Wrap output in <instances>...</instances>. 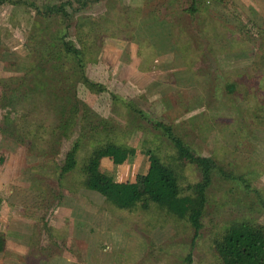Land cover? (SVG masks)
Returning a JSON list of instances; mask_svg holds the SVG:
<instances>
[{"label": "rangeland", "instance_id": "374dc122", "mask_svg": "<svg viewBox=\"0 0 264 264\" xmlns=\"http://www.w3.org/2000/svg\"><path fill=\"white\" fill-rule=\"evenodd\" d=\"M12 1L16 3L0 5V78L19 76L30 66L25 45H29L27 36L35 15L29 5L19 1L39 5L63 0ZM168 1L169 7L165 6L167 0H138L143 4V17L138 22L133 7L125 12L132 21L119 12L128 0L112 3L109 16L116 24L108 33L128 40L135 29L134 38L139 40L141 50L137 57L127 53L118 58L117 70L122 65L118 81L124 82L121 85L111 84L104 77L103 82L95 79L96 74L87 69L96 65L98 56L84 66V76L95 81L94 87L87 88L76 76L75 98L89 109L88 122L101 121L102 125L88 138L91 142L84 140L75 153L72 170L60 173L64 153L78 135V126L68 139H61L55 155L27 153L23 146L24 151L19 149L14 154L18 170L13 173L22 188L14 190L13 195L23 201L25 217L35 221L34 231L28 229L25 235L35 234L29 236L31 243L41 240L57 244L44 250L49 255L64 252L79 264H217L211 240L228 221L249 218L264 226V74L248 84L251 64L258 54V33L264 27V0L257 13L246 7V0H223L205 2L194 14L182 12L190 0ZM106 2L90 4L83 13L98 17L105 11ZM163 19L171 23V34L167 29L164 39L169 48L141 37L149 22L154 21L160 29L156 23L160 25ZM128 68L145 72L147 81L138 88L133 86L141 76L136 72L137 78L126 83ZM70 74L68 60L57 61L54 75L69 79ZM254 92L256 95H252ZM8 112L0 108V119ZM158 122L170 125L196 155L213 158L223 171L241 176L248 186L246 190L239 180L213 174L195 237L184 221L160 213L156 207L145 212L138 208L117 211L97 191L81 185L93 139L101 141L104 135H110L127 151L120 163L101 159L99 173L114 183L138 186L148 166L145 148L161 160L172 153L170 143L154 125ZM181 171L183 183L198 178L190 165L185 164ZM50 222L61 223L62 228L55 229ZM64 244L70 248L66 250Z\"/></svg>", "mask_w": 264, "mask_h": 264}, {"label": "trees", "instance_id": "16d2710c", "mask_svg": "<svg viewBox=\"0 0 264 264\" xmlns=\"http://www.w3.org/2000/svg\"><path fill=\"white\" fill-rule=\"evenodd\" d=\"M98 1L63 0L39 5L19 1L29 5L35 15L27 36L29 45H25L30 66L19 76L0 78V108L10 111L1 116L0 135L23 146L25 152L55 155L61 139H68L78 126V135L64 153L60 173L74 168L75 153L84 145V140L91 142L92 139L88 138L97 132L98 125H102L101 121L96 124L88 122L89 109L75 98L73 89L77 75L87 88L95 86L84 76V66L98 56L105 36L114 37V32H108L111 31L110 26L116 24L109 16L112 15L110 10L115 0H106V9L98 17L83 13L86 6ZM210 1L223 2L190 0L182 12L194 14L199 12L200 6ZM4 2L16 3L0 0V5ZM126 10L128 8L124 6L119 8L123 18L132 21L125 15ZM126 24L124 21L123 25ZM258 43V54L253 59L251 75L248 76L249 86L251 81L264 74V27L258 33ZM65 60H68L70 78H57L54 75L55 65L57 61ZM232 87V84L228 86L230 91ZM96 88L102 89L98 85ZM136 112L140 114L138 110ZM154 125L161 129V135L170 143L172 153L161 160L151 149L145 148L143 154L148 158V166L138 186L114 183L109 176L104 177L99 173L101 159L120 163L127 151L110 135H104L101 141L93 139L94 144L87 152L83 166L81 185L97 191L117 211L138 208L145 212L149 207H156L160 213L184 221L195 237L201 227L206 190L211 184L212 175L239 180L248 190L246 180L230 171H223L213 158L196 155L170 125L160 122ZM185 164L197 171V180L183 183L181 170ZM100 181L103 183L100 184ZM158 217L159 214L156 219ZM147 219L154 221L155 218ZM3 246L4 238L0 234V251ZM211 248L217 264H264V226L249 218L232 219L213 236ZM185 260L189 263V256Z\"/></svg>", "mask_w": 264, "mask_h": 264}, {"label": "crops", "instance_id": "0c3cea01", "mask_svg": "<svg viewBox=\"0 0 264 264\" xmlns=\"http://www.w3.org/2000/svg\"><path fill=\"white\" fill-rule=\"evenodd\" d=\"M262 1L263 0H246L245 4L247 5L246 7L248 9H254L255 13H257L258 10L263 6L262 3H260ZM168 2L169 1L167 0V2L165 3V6L167 5V7H169L170 5V2ZM97 3H100V0ZM142 5L143 4L139 3L138 0H128V3L126 2L124 7H133L137 10L135 21L138 22V20L143 17V10L140 9ZM153 24H155L154 21L153 23L152 21L149 22L146 34L141 35V37H146V39L151 42H154L153 40H155L158 42V45L163 46L164 44H166L169 48V44L166 43L164 39L166 37L167 29V33L171 34V23H168V20L166 19H163L160 25L157 22L156 25L159 26L160 29H157V27H155ZM134 32L135 29L132 30L128 40L118 39V37H110L107 38V41H105L106 39L102 41L103 43H101V47L98 52L96 65H90L87 67L88 70L90 68L92 73L96 74L95 79H99L103 82L102 78L104 77L105 80H109L111 84L121 85L124 83H120L118 81V73L121 72L122 65L120 69L117 70L116 64L118 63L117 60L120 56H125L128 53L129 57L131 58L137 57L138 51L141 50V48H139V46L137 45V41L139 40L136 39L137 37L134 38ZM154 33L157 34V39H154ZM131 38L134 39L135 43H132L133 39ZM109 66H111L110 69ZM106 67L109 69V72L111 74L109 78ZM126 72V83L137 78L136 75H134L136 72L141 74V76L137 78L139 80H137L133 84V86L137 88L138 86H141L144 81H147L148 76L143 71L128 68L126 69ZM133 76L134 78H132ZM144 77L146 80L144 79ZM88 78H90V76H88ZM141 79L143 80L141 81ZM107 87L109 88L108 85ZM117 93L119 94V92ZM19 149H21V146L0 135V234L4 238V246L0 251V264H79L72 256H65L64 252L53 255H49V252H45L49 248L58 247L57 244H54L53 242H41V240L31 243V241H29V236L31 237L35 234H32L33 232H30L28 235H25V233H28V229L34 231L33 226H35V221L31 219L29 220L25 217V208L23 207V201L21 202L20 200H18L19 198L17 199V197H14L13 195L14 190H19L20 188H22L19 187L21 183L17 180L18 175L14 176L13 173L14 171L18 170V165L16 164L17 160L14 158V154L16 151H19ZM21 150L24 151L23 148ZM27 185L28 184H26L25 186ZM53 223L51 224L50 222L49 226L58 229L61 227V223L64 224V219L60 224ZM63 243L64 242H62V244ZM63 247L66 250L70 248L67 244H64Z\"/></svg>", "mask_w": 264, "mask_h": 264}]
</instances>
